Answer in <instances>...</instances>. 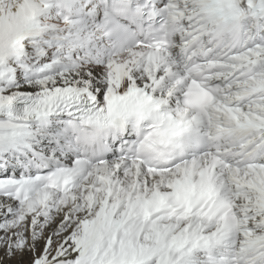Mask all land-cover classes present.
<instances>
[{"label": "snow or ice", "instance_id": "1", "mask_svg": "<svg viewBox=\"0 0 264 264\" xmlns=\"http://www.w3.org/2000/svg\"><path fill=\"white\" fill-rule=\"evenodd\" d=\"M0 251L264 264V0H0Z\"/></svg>", "mask_w": 264, "mask_h": 264}, {"label": "bare ground", "instance_id": "2", "mask_svg": "<svg viewBox=\"0 0 264 264\" xmlns=\"http://www.w3.org/2000/svg\"><path fill=\"white\" fill-rule=\"evenodd\" d=\"M28 260L29 257H21L19 255L10 257L3 251H0V261H2L3 264H28Z\"/></svg>", "mask_w": 264, "mask_h": 264}]
</instances>
